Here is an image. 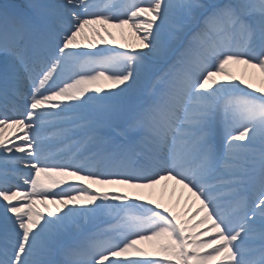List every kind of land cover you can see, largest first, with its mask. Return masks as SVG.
<instances>
[{
    "label": "snow or ice",
    "instance_id": "6c2138e0",
    "mask_svg": "<svg viewBox=\"0 0 264 264\" xmlns=\"http://www.w3.org/2000/svg\"><path fill=\"white\" fill-rule=\"evenodd\" d=\"M0 264H264V0L0 2Z\"/></svg>",
    "mask_w": 264,
    "mask_h": 264
},
{
    "label": "bare ground",
    "instance_id": "6f19581e",
    "mask_svg": "<svg viewBox=\"0 0 264 264\" xmlns=\"http://www.w3.org/2000/svg\"><path fill=\"white\" fill-rule=\"evenodd\" d=\"M108 27L110 28V30L116 36V42L114 44L117 45L118 47H119V44L125 43V42H130V41H132L134 39V37L131 35V29L128 28V26H125L124 36L123 37L121 36L120 29L113 28L111 25H108ZM106 37L107 36H105V39H106ZM93 38H95V37H93ZM245 67L246 66H244V65L235 66L236 74L237 75H241L243 73V70L245 69ZM245 78L250 80V82L253 83V85L255 87L261 86V83H260V79L261 78H260V74H259V70L258 69H248L247 70V75L245 76ZM173 187H175V182H168L167 188H165L163 184L157 185L156 189L154 191L155 192V196L153 198H157L159 196L160 192L164 191L165 192L164 202L167 203L168 202V198H169V196L172 193ZM175 189H176V197H179L180 193H181V188L175 187ZM130 190L134 191L133 188L130 189ZM136 192L145 195V190L144 189H135V193ZM186 192H187V189H184L183 198L180 199L179 207L176 208V211H178V212L181 211L182 209H184L183 207H180V206L186 201L185 196H187L189 194V193H186ZM174 202H175V197H173V203ZM187 203H192V201L188 200ZM196 204L198 205V201L196 202ZM184 207H186V203H185Z\"/></svg>",
    "mask_w": 264,
    "mask_h": 264
},
{
    "label": "rangeland",
    "instance_id": "374dc122",
    "mask_svg": "<svg viewBox=\"0 0 264 264\" xmlns=\"http://www.w3.org/2000/svg\"><path fill=\"white\" fill-rule=\"evenodd\" d=\"M233 70L235 71V66L233 67Z\"/></svg>",
    "mask_w": 264,
    "mask_h": 264
}]
</instances>
